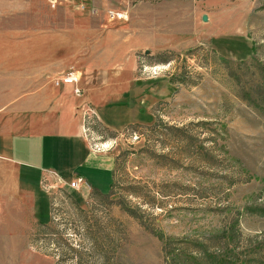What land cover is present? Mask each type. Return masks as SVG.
Here are the masks:
<instances>
[{
  "label": "rangeland",
  "instance_id": "obj_1",
  "mask_svg": "<svg viewBox=\"0 0 264 264\" xmlns=\"http://www.w3.org/2000/svg\"><path fill=\"white\" fill-rule=\"evenodd\" d=\"M201 2L0 0V108L38 88L29 56L54 85L80 72L84 135L114 159L104 192L48 180L47 221L28 214L0 264H264V0H229L211 30Z\"/></svg>",
  "mask_w": 264,
  "mask_h": 264
},
{
  "label": "crops",
  "instance_id": "obj_2",
  "mask_svg": "<svg viewBox=\"0 0 264 264\" xmlns=\"http://www.w3.org/2000/svg\"><path fill=\"white\" fill-rule=\"evenodd\" d=\"M69 1L80 10L77 1ZM89 1L84 10L90 13L92 6L88 8ZM227 2L229 0H203L196 6L201 17L204 14L208 16V22H203L206 26L202 29L211 30L223 21L225 12L221 10ZM199 23L202 24L195 21L196 28ZM239 38L252 47L246 38ZM208 41L213 45L210 39ZM26 59V75L21 78V84L38 88L0 108V208L5 216L6 213L10 215L9 223L4 219L0 224V241L12 234L28 233L32 227L28 214H32L31 220L47 221L49 199L42 183L44 180H56L54 173L68 183L83 177L84 184L88 185L87 193L90 189L107 191L113 181V157L91 148L84 135L83 118L76 110L82 93L78 95L75 88L79 87L83 92L79 82L72 92H67L66 87L60 88L63 84L57 86L47 82L42 77L43 72L36 74L31 56ZM67 59L59 60L64 63ZM13 67V64L5 66L12 77ZM78 75L81 78L80 72ZM95 92H90L87 98L101 102L102 97L98 96L101 92ZM98 107L105 109L106 105L103 103ZM100 114L110 125L116 124L106 118L107 114L102 111Z\"/></svg>",
  "mask_w": 264,
  "mask_h": 264
},
{
  "label": "built area",
  "instance_id": "obj_3",
  "mask_svg": "<svg viewBox=\"0 0 264 264\" xmlns=\"http://www.w3.org/2000/svg\"><path fill=\"white\" fill-rule=\"evenodd\" d=\"M46 1H47L48 6L51 9H57L63 3V1H66V0H46ZM74 1L78 2L77 5H79V7H78L79 9L84 10L86 8V2L88 0H74ZM98 12H99V9L96 8L95 6H92L90 8L91 14H96ZM105 15L107 16L109 21H123V20H127L129 18L128 10L119 9V8H107ZM79 79H80V77L78 75V72L75 70H71L67 73H63L60 77L54 79V83L57 86H60L61 84H72V83L77 84L79 82ZM75 92L78 95H81L82 90L79 87H76ZM54 175H55V178L57 181H59L60 183L63 182L62 177H60L56 173H54ZM47 182H48V180H44V182L42 183V185L45 189H48L47 188V186H48ZM83 184H84V178L78 177L75 180L71 181L69 183V186L73 189L79 190L83 187ZM48 187H50V186H48Z\"/></svg>",
  "mask_w": 264,
  "mask_h": 264
},
{
  "label": "water",
  "instance_id": "obj_4",
  "mask_svg": "<svg viewBox=\"0 0 264 264\" xmlns=\"http://www.w3.org/2000/svg\"><path fill=\"white\" fill-rule=\"evenodd\" d=\"M203 19L206 21L208 19V16L207 15H204L203 16Z\"/></svg>",
  "mask_w": 264,
  "mask_h": 264
}]
</instances>
